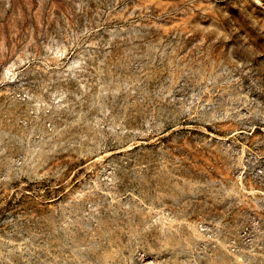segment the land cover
<instances>
[{"label": "rangeland", "instance_id": "rangeland-1", "mask_svg": "<svg viewBox=\"0 0 264 264\" xmlns=\"http://www.w3.org/2000/svg\"><path fill=\"white\" fill-rule=\"evenodd\" d=\"M0 264H264V0H0Z\"/></svg>", "mask_w": 264, "mask_h": 264}]
</instances>
